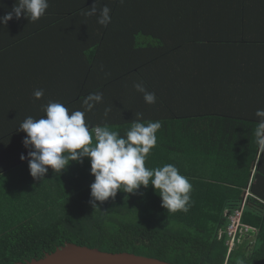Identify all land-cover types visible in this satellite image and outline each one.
Returning a JSON list of instances; mask_svg holds the SVG:
<instances>
[{
    "label": "trees",
    "instance_id": "obj_1",
    "mask_svg": "<svg viewBox=\"0 0 264 264\" xmlns=\"http://www.w3.org/2000/svg\"><path fill=\"white\" fill-rule=\"evenodd\" d=\"M224 1L227 7L219 0L191 8L177 0H48L38 21L0 25V196H6L0 203L23 216L0 233V264L41 259L67 243L172 264H264V145L255 135L264 95L250 103L242 98L249 83L264 93V56L255 68L244 63L264 42V0ZM15 3L0 0V17ZM105 6L107 27L97 23ZM222 12L211 25L210 17ZM238 80L245 86H227ZM141 81L155 104L135 90ZM36 89L44 90L39 100ZM96 92L103 102L85 114L92 126L124 136L137 113L141 122H161L146 168L178 160L217 165L200 176L197 168L180 169L192 185L188 212L163 209L151 185L133 194L121 188L115 200L92 208L87 157L61 173L31 177L20 159L28 152L22 121L43 117L49 102L83 111L84 99ZM236 210L255 244L248 253L244 239L227 262L226 231Z\"/></svg>",
    "mask_w": 264,
    "mask_h": 264
},
{
    "label": "clouds",
    "instance_id": "obj_2",
    "mask_svg": "<svg viewBox=\"0 0 264 264\" xmlns=\"http://www.w3.org/2000/svg\"><path fill=\"white\" fill-rule=\"evenodd\" d=\"M124 4L125 0H119ZM49 7L48 0H16L11 11L0 17V25H7L13 18L22 17L36 22L43 17ZM96 11L94 4L87 11L92 16ZM111 9L103 7L97 23L107 27L111 23ZM135 90L142 94L144 102L153 105L157 101L154 92H149L144 83L137 82ZM44 96L43 89H36L33 97L36 100ZM103 102V94H89L83 101L84 110L70 111L59 102H49L43 106L45 115L39 119L26 117L19 126L25 133L22 141L28 149L27 156L21 154V161L27 160L29 173L33 179H42L52 169L61 173L70 162L82 164L87 157L90 162V174L94 182L90 185L92 208H98L97 202L115 200L118 191L133 194L141 187L151 185L154 193L161 200V207L168 212H188L191 200L192 185L186 176L180 174L173 164L149 169L145 160L156 146V133L162 127L159 121L141 122L143 113H137V119L131 123L124 136L111 130L107 125L92 126L86 122L85 114ZM110 109H105V116ZM256 138L257 143L264 145V109H257ZM93 139L95 143H93ZM238 264H243L239 261Z\"/></svg>",
    "mask_w": 264,
    "mask_h": 264
},
{
    "label": "crops",
    "instance_id": "obj_3",
    "mask_svg": "<svg viewBox=\"0 0 264 264\" xmlns=\"http://www.w3.org/2000/svg\"><path fill=\"white\" fill-rule=\"evenodd\" d=\"M154 1L157 2V3H161V1L166 2L167 0H154ZM177 1H180L184 5L189 6V7L192 8V7H195L197 5L201 6L202 4L213 5V3L215 4L219 0H177ZM223 4L225 5L224 7L228 6V4L225 3L224 0H222V2H220L219 5H223ZM146 7H148L147 4H146ZM217 13H219V12H217ZM222 13L223 14H221L220 17H218V14L214 18L210 17L211 20H212V21L210 20L211 21L210 24L214 25V21L213 20H219L218 18L223 19L224 16H226L225 14L228 13V11H226V13H224V12H222ZM262 54H264V42L259 47H257V49L251 51V55H250L251 58L249 59V62L246 63V60H244V63L247 64L248 66H252L253 68H255L257 66V61L259 62L260 58L264 56ZM54 61H53V63H54ZM241 63H242V61H241ZM253 77L256 78V79H260V77L259 78L255 77V76H253ZM244 83L245 82L240 81V80H238L237 82L232 81L231 83L228 82L227 86L228 87H233V86H238V85H244ZM260 85L261 84H259V86ZM253 86H254L253 84L249 83L247 88L245 87L247 89V93H246V96L242 97L244 99L245 103L256 102L257 99H258V95L259 94H263L264 95V93L258 88L259 86L255 85L254 86L255 89L253 88ZM207 109H210V107H207ZM259 159H260V155L257 157L256 163H254L255 164L254 168H256ZM163 163H164V165L165 164H173L174 166L179 168V172L180 171H184V170H180L181 168H184L186 170H189L191 168H197V170L195 172L193 171V173L196 176H200V175H204V174L207 175V173L203 169H211V168H214V167L217 166V165L213 164L212 160L210 162H206L205 161V162H203L204 164H199V163L195 164V162L193 163L192 161L188 162V161H179V160L178 161H174V162L163 161L162 164ZM257 181H258V178H257ZM248 193H249V191H248ZM19 194L22 195L21 192H19ZM5 197H6L5 195H4L3 198L0 196V200H2V199L4 200ZM18 204H19V207L21 209L26 207V205L23 204L22 202H19ZM5 210H10V211L5 214L4 213ZM19 213H21V211H19ZM17 215H19V214L15 213V208L14 207L9 206V207H7V209H3V206H1V203H0V233H3L6 230V228H9L10 224L9 225H6V224H8V223L14 224V222H16V221H14L15 218H19V222L21 221V218L23 217L22 214L19 215V216H17ZM223 237H224V234H223ZM223 237H222V239H219V237H218V240H223ZM227 241H229V238H227L226 242Z\"/></svg>",
    "mask_w": 264,
    "mask_h": 264
},
{
    "label": "water",
    "instance_id": "obj_4",
    "mask_svg": "<svg viewBox=\"0 0 264 264\" xmlns=\"http://www.w3.org/2000/svg\"><path fill=\"white\" fill-rule=\"evenodd\" d=\"M20 264H172L133 253H108L97 248L67 243L41 259Z\"/></svg>",
    "mask_w": 264,
    "mask_h": 264
},
{
    "label": "built area",
    "instance_id": "obj_5",
    "mask_svg": "<svg viewBox=\"0 0 264 264\" xmlns=\"http://www.w3.org/2000/svg\"><path fill=\"white\" fill-rule=\"evenodd\" d=\"M247 195H249V193ZM242 215V210H236L230 216V225L226 232L229 236V243L232 247L236 246V243H242L245 239V236L250 231V227L242 222ZM222 234L223 233L220 232V237L222 236ZM230 253L231 252H229V255Z\"/></svg>",
    "mask_w": 264,
    "mask_h": 264
},
{
    "label": "rangeland",
    "instance_id": "obj_6",
    "mask_svg": "<svg viewBox=\"0 0 264 264\" xmlns=\"http://www.w3.org/2000/svg\"><path fill=\"white\" fill-rule=\"evenodd\" d=\"M246 197H247V196H246ZM246 199H247V198H246ZM218 237H219V239H222L223 234H222V236L220 237V232H219ZM245 239H246V240H250L249 244H246V246H245V249L248 251V253H250V252H251L250 250L254 247L253 245L255 244V236H250V235L247 234V235L245 236ZM226 244H227V246H228V255H227V260H226V261L228 262L229 257L231 256L232 252H233L234 250L238 249L243 243H236V246H234V247H232V246L230 245L229 241H227ZM229 252H231L230 255H229Z\"/></svg>",
    "mask_w": 264,
    "mask_h": 264
}]
</instances>
